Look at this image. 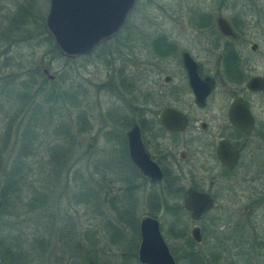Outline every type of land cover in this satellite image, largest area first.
<instances>
[{
  "label": "rangeland",
  "instance_id": "1",
  "mask_svg": "<svg viewBox=\"0 0 264 264\" xmlns=\"http://www.w3.org/2000/svg\"><path fill=\"white\" fill-rule=\"evenodd\" d=\"M48 7L49 0H0V242L22 252L8 264H142L144 215L159 220L177 264H193L192 255L202 264H264V240L239 241L236 210L217 207L196 223L181 208H152L127 186L122 125L137 114L112 97L129 93L130 106L140 105L137 93H155L158 69L178 70L169 61L184 48L217 76L218 93L224 50L238 51L246 77L264 76V0H137L116 37L75 58L46 39ZM218 16L237 25L236 39L219 33ZM128 31L146 37L135 41L130 61ZM158 31L179 48L164 62L149 44ZM252 99L263 140L247 165L257 183L249 176L241 184L245 202L255 184L264 188V95ZM263 216L256 230L264 239ZM221 218L234 220L225 231ZM194 225L203 229L200 242Z\"/></svg>",
  "mask_w": 264,
  "mask_h": 264
},
{
  "label": "flooded vegetation",
  "instance_id": "2",
  "mask_svg": "<svg viewBox=\"0 0 264 264\" xmlns=\"http://www.w3.org/2000/svg\"><path fill=\"white\" fill-rule=\"evenodd\" d=\"M218 17L215 18V24ZM228 23L230 24L229 21ZM231 27L235 36L224 35L218 27L217 29L221 35L236 39L238 28L234 25ZM138 40L144 43L146 37L133 35L132 31L127 32L126 60L130 61V53L136 54L133 48ZM149 44H154L158 62H164L173 51L179 49L176 40L162 31H158ZM257 47L256 43L250 45L252 51H256ZM186 54L198 65L200 77H211L215 82L213 89L200 102L196 100L190 86L188 70L184 64ZM233 54L236 57L228 60L226 51L221 52L224 88L219 93L217 76L205 71L203 64L184 48L179 51L175 63L169 61V65H175L178 70L173 68L168 73L167 69H158L155 93H137L141 98L140 105L130 106L129 93L112 95L119 103L122 102L121 108L124 112L131 109L137 114L122 125L125 146L124 155L120 159L125 164L127 186L143 193L144 201L152 208H181L196 223L205 220L217 207L224 215L226 210L233 209L237 211V219L233 224L238 231L239 241L247 240V235L261 241L264 239L259 237L256 226L264 215V188L255 184L250 200L245 202L242 201L244 190L241 184L251 181L249 176L255 177L252 181L257 183V174L249 175L247 165L255 160L258 142L263 140L259 139L257 133L263 123L259 117L263 114L252 98L264 95V88H250L248 84L251 78L264 76L246 77L241 55L237 50ZM181 85L186 93L179 92ZM182 116L184 122L180 121ZM133 124L138 127L142 145L138 166L131 159L127 135ZM190 191L205 192L213 198L212 207L198 220L193 219L185 208V200ZM232 221L234 220L222 219L221 230L228 229ZM195 227L200 229L202 239L203 229L200 226L194 225L191 232ZM192 239L194 240L193 237Z\"/></svg>",
  "mask_w": 264,
  "mask_h": 264
},
{
  "label": "water",
  "instance_id": "3",
  "mask_svg": "<svg viewBox=\"0 0 264 264\" xmlns=\"http://www.w3.org/2000/svg\"><path fill=\"white\" fill-rule=\"evenodd\" d=\"M137 0H49L45 16L44 30L52 38L59 53L67 58H75L91 53L104 41L117 35L135 6ZM218 29L224 35L235 36L231 25L223 17L216 19ZM184 64L188 70L189 82L196 100H204L214 87L211 77L202 78L198 73V65L189 56H184ZM250 88H264V78L256 76L249 81ZM245 110V109H244ZM181 122L185 119L182 116ZM130 156L132 161L139 163V151L142 149L138 127L133 124L127 132ZM213 205V198L205 192H188L185 208L190 216L198 220ZM2 202L0 199V209ZM195 241H201L198 227L191 232ZM140 245L138 260L142 264H177L166 241L164 240L159 222L144 216L140 221Z\"/></svg>",
  "mask_w": 264,
  "mask_h": 264
},
{
  "label": "trees",
  "instance_id": "4",
  "mask_svg": "<svg viewBox=\"0 0 264 264\" xmlns=\"http://www.w3.org/2000/svg\"><path fill=\"white\" fill-rule=\"evenodd\" d=\"M31 13V15L32 14H34V13H32L33 11H30ZM211 18H209V20H210ZM235 27H237V25L235 24L234 25ZM46 39H48V41L50 42V44H52V45H54L53 44V41H52V38L47 34L46 35ZM153 43V42H152ZM154 45V44H153ZM56 48V47H55ZM55 50H57V49H55ZM236 57V55L235 54H233V53H229V54H227V56H226V59H228V60H230V59H233V58H235ZM39 92H42V90H39ZM50 92V91H49ZM48 92V93H49ZM47 97H49V96H47ZM31 99H33V97L31 98ZM15 185H13L12 184V186L11 187H14ZM11 248H10V246L9 245H5V244H3L2 242H0V264H8L10 261H12V259L14 258V256H15V254L17 253L18 255H21L20 253H18V252H21V250H18V252L17 251H12V250H10ZM22 253V252H21ZM22 256V255H21ZM200 257V256H199ZM198 257V255H196V256H191L190 257V260H191V262L193 263V264H202L201 263V259ZM200 262V263H199Z\"/></svg>",
  "mask_w": 264,
  "mask_h": 264
}]
</instances>
